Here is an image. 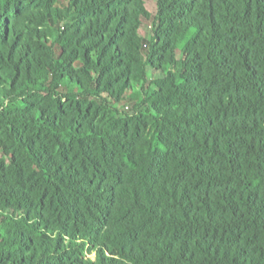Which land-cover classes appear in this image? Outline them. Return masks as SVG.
<instances>
[{"label": "trees", "instance_id": "1", "mask_svg": "<svg viewBox=\"0 0 264 264\" xmlns=\"http://www.w3.org/2000/svg\"><path fill=\"white\" fill-rule=\"evenodd\" d=\"M0 264H264V0H0Z\"/></svg>", "mask_w": 264, "mask_h": 264}, {"label": "rangeland", "instance_id": "2", "mask_svg": "<svg viewBox=\"0 0 264 264\" xmlns=\"http://www.w3.org/2000/svg\"><path fill=\"white\" fill-rule=\"evenodd\" d=\"M147 7L150 11L154 12L156 10V0H147ZM147 28H144V31L142 30V34L146 33Z\"/></svg>", "mask_w": 264, "mask_h": 264}]
</instances>
